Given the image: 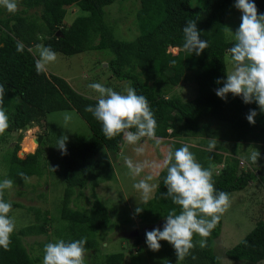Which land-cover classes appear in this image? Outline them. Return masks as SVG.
Segmentation results:
<instances>
[{
    "label": "trees",
    "instance_id": "1",
    "mask_svg": "<svg viewBox=\"0 0 264 264\" xmlns=\"http://www.w3.org/2000/svg\"><path fill=\"white\" fill-rule=\"evenodd\" d=\"M118 1L121 0H20L18 11L14 14L0 7V85L6 90L2 107L9 117V127L5 132L23 131L27 125L43 126L50 113L67 110L75 111L89 127L90 137L87 140L68 144L67 154L59 150L57 155V173L65 189L60 215L51 234L66 242L86 237V253L94 252L90 257L92 264H123L124 254H102L98 251L95 235L108 228L110 223L106 207L96 199L88 209H73L69 206L71 197L76 189H83L89 183L96 186L95 171L99 165L96 157L101 150L111 152L119 149L124 139L122 135L113 140L106 139L102 124L85 111L87 106L96 104L95 99L76 92L59 76L37 73L35 60L38 57L28 49L39 43L68 57L90 50L106 53L105 56L109 58L106 64L115 79L128 81L138 95L145 96L149 101L157 121L156 135L161 140H178L171 144L173 152L182 146L179 139L206 137L210 133L232 142L227 157L218 151L189 147L203 167L219 166L218 174L213 173L217 191L238 192L255 180L264 182L260 171L256 173L249 168L241 169L236 156L239 145L250 142L252 133L264 136V112L257 103L245 104L241 97L228 94L224 100L216 95V89L223 87L217 81L227 78L225 60L235 42L225 38L226 10L236 0H204L194 2L195 5L192 4L193 0H140L135 12L138 34L132 40L118 39L113 26L105 20L106 8ZM253 2L257 5L258 13L264 14V0ZM69 6L76 7L85 15L65 26V7ZM191 19L197 20L201 39L207 40L209 45L200 56L186 53L182 47L183 27ZM17 41L25 45L23 53L17 52ZM169 49L177 52L172 54ZM173 60L176 61L175 65L171 63ZM188 73L196 85L197 94L194 99L183 101L172 95V90ZM167 92L171 95L167 96ZM250 110L258 113L254 125L246 118ZM207 119L220 125L219 132L225 129V134L218 136L213 132L211 121ZM228 128L231 132H227ZM43 141L42 136H38V144L43 145ZM33 144L29 142L26 145L29 152L34 150ZM18 149L16 144L5 158L8 169L4 178L13 180V186L24 184L19 175L21 172L29 178L42 174L39 151L19 159L16 155ZM29 152L23 151L21 154ZM166 174V170L159 171L158 187L152 200L147 203V210L141 215V219L151 225L165 220V216L174 208L177 213L180 211L165 196L167 188L163 180ZM0 180L3 178L0 177ZM4 198L7 201L6 196ZM33 211L35 223L12 234L8 251L0 248V264H36L40 261L38 257L29 255L22 242L24 237L48 233L46 226L49 220L41 217L38 210ZM221 226L222 217L208 238V246L201 249L197 243L192 250L197 259L189 256L182 264H220L213 244L221 234ZM199 239L198 235L195 236L194 242ZM140 241H146V233L135 239L136 245ZM225 256L235 262H264V220L257 221L240 242L225 251Z\"/></svg>",
    "mask_w": 264,
    "mask_h": 264
},
{
    "label": "rangeland",
    "instance_id": "2",
    "mask_svg": "<svg viewBox=\"0 0 264 264\" xmlns=\"http://www.w3.org/2000/svg\"><path fill=\"white\" fill-rule=\"evenodd\" d=\"M140 0H121L106 8L107 15L105 20L113 26L115 36L120 40H132L138 34L135 24V12L139 8ZM204 2V0H193L194 2ZM195 5V4H193ZM233 6L227 8L225 18V38L228 41H234V37L230 30L235 33L241 23L242 13ZM66 15L64 17V25H70L77 17L85 15L76 7H65ZM3 9H5L3 7ZM41 44V43H39ZM35 47V46H34ZM33 47V48H34ZM177 50H170L175 54ZM106 53L99 51H87L73 56H64L57 53V60L48 67L46 74L56 75L65 79L69 85L78 93L85 97L96 100L97 94L89 89L91 83H101L105 87L113 88L115 91L123 93L125 87L130 86L128 81H118L110 73L107 66L109 58ZM226 70H232L230 57L226 56ZM171 95L170 92L166 93ZM196 85L191 79L190 73L186 78L172 90V95L179 97L183 101H189L196 97ZM69 112L73 115L72 121L64 128L63 113ZM207 121H211L207 119ZM30 127V126H29ZM214 120L211 121V130L218 136L225 134V129H220ZM29 129L23 131L12 132L0 135V177L5 179L8 165L5 158L13 150L15 145L19 146L17 157L25 159L27 155L39 151V166L41 175L31 176L29 184L15 185L11 191H6L7 201L12 203L13 211L10 213L15 218L16 230L35 223L34 209L38 210L41 217H46L49 221L46 228L48 233L39 236H27L22 238V242L32 258L38 257L40 261L36 264H43L44 247L42 245L55 242L58 239L51 232L56 226L62 207L65 184L57 167L59 163V150L56 148L58 137L68 136V144L75 142H84L90 137V130L87 123L72 110L57 111L50 113L47 117V123L43 126L32 125ZM229 129V128H228ZM231 132L229 129L227 132ZM20 135V139H18ZM210 133L206 137H193L180 140L182 145L197 148L199 150L208 151V140L216 139V148L223 157L230 155L232 142L219 139ZM38 136H42L43 145L35 143ZM24 144L26 139H29ZM176 139L161 140L160 146L156 147L154 142L145 143L141 140L138 145H130L123 140L119 149L115 151L101 150L96 157L99 161L98 168L95 171L96 186L89 183L83 189H76L71 197L70 207L73 209H88L97 199L107 209L110 223L108 228L100 230L96 233L95 238L98 241V251L102 254L123 253V264H178L177 256L173 246L166 245L161 241V249L158 252L150 250L146 241H140L138 245L135 239L144 233L156 229L159 225H151L148 221H143L141 215L147 210V203L152 200L156 188L151 194L150 200L146 204H142L143 212L136 214L135 209L140 200V193L133 188V184L140 179L151 174L154 179L150 181L152 184L158 185L159 169L145 168V170L133 178L130 176L129 170L125 164V157L131 158L134 162H157L163 160L164 156L171 150V144ZM34 142V150L29 152L26 145ZM144 145L145 152L137 155L134 148ZM24 152H29L21 154ZM253 151H258L260 156L257 162L253 163L250 155ZM61 152V151H60ZM62 153V152H61ZM239 167L241 169H252L264 177V136L259 133H252L251 141L239 145L238 154ZM198 161V160H197ZM213 167V173L218 174L217 166ZM230 197V206L222 216V226L220 236L214 240L213 251L219 259L220 264H252L247 261L235 262L225 256V251L232 248L240 242L255 226L259 220H264V182L255 180L250 183L244 190L228 193ZM51 219H53L51 221ZM41 223V220L37 222ZM161 229V228H160ZM163 230V229H161ZM134 231L138 232L137 236H131ZM53 239H56L55 241ZM93 251L85 254V263L92 264L90 257ZM183 263V262H182ZM258 264H264L258 263Z\"/></svg>",
    "mask_w": 264,
    "mask_h": 264
},
{
    "label": "clouds",
    "instance_id": "3",
    "mask_svg": "<svg viewBox=\"0 0 264 264\" xmlns=\"http://www.w3.org/2000/svg\"><path fill=\"white\" fill-rule=\"evenodd\" d=\"M19 6L20 0H0V7H4L9 13H16ZM234 7L242 16L235 33L228 28L235 41L228 50L232 70L227 71L225 81H217L223 87L216 89V95L224 100L228 94L241 97L245 104L257 103L261 112H264V14L258 13L253 0H236ZM183 40V51L191 55L200 56L209 46L207 40L201 39L196 19L186 22L183 27ZM16 50L19 53L25 51L23 42L17 41ZM28 51L38 57L35 60L38 74L47 72L48 67L57 60V53L43 44H37ZM171 63L175 65L176 61ZM88 87L97 96L96 104L87 106L85 111L102 124L106 139L113 140L122 135L124 141L130 145H138L141 140L145 143L151 140L156 147L160 146L161 139L156 135L157 121L145 96L138 95L132 86L125 87L123 93L101 83L94 82ZM5 95V88L0 85V135L9 127V117L2 107ZM257 114L255 110H250L246 117L250 124L256 123ZM72 119L71 113H63L65 129ZM67 142V135L58 137L56 148L65 155ZM215 148L216 139H209L208 150L211 152ZM134 151L137 155H142L145 147L137 146ZM259 156L258 151H253L250 159L255 163ZM124 162L129 170L128 174L133 178L140 176L145 168L166 170L163 180L167 188L165 196L180 209L179 213L175 208L168 212L163 230L156 228L146 232L148 248L158 252L161 241H167L175 250L178 264H182L189 256L196 260L192 250L197 247V243L201 249L208 246V238L230 206L229 194L215 188L213 167H203L187 144L174 152L169 151L159 163L147 160L134 162L129 157H125ZM19 175L25 184L31 182L23 172ZM153 179L154 176L149 174L133 184V188L140 193L136 214L143 212L142 204L150 200L153 190L158 187L150 183ZM13 185L11 179L0 180V248L5 251L9 250L11 236L16 230L15 218L10 215L13 211L12 203L4 198L6 191H11ZM197 235L200 239L194 242ZM86 244V237L69 242L63 239L49 242L44 246L43 264H85ZM164 264L169 262L165 261Z\"/></svg>",
    "mask_w": 264,
    "mask_h": 264
},
{
    "label": "water",
    "instance_id": "4",
    "mask_svg": "<svg viewBox=\"0 0 264 264\" xmlns=\"http://www.w3.org/2000/svg\"><path fill=\"white\" fill-rule=\"evenodd\" d=\"M26 129H30V127L27 125L26 126ZM35 143H38L37 140H34ZM166 223V220H163L159 223L158 227L157 228H161L163 229L164 227V224ZM138 235V232L137 231H134L133 233H131V236H137Z\"/></svg>",
    "mask_w": 264,
    "mask_h": 264
},
{
    "label": "bare ground",
    "instance_id": "5",
    "mask_svg": "<svg viewBox=\"0 0 264 264\" xmlns=\"http://www.w3.org/2000/svg\"><path fill=\"white\" fill-rule=\"evenodd\" d=\"M30 131L32 130V129H29ZM30 140V139H29Z\"/></svg>",
    "mask_w": 264,
    "mask_h": 264
}]
</instances>
